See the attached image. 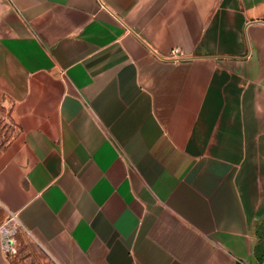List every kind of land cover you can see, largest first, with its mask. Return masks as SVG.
I'll return each instance as SVG.
<instances>
[{"label": "crops", "instance_id": "0c3cea01", "mask_svg": "<svg viewBox=\"0 0 264 264\" xmlns=\"http://www.w3.org/2000/svg\"><path fill=\"white\" fill-rule=\"evenodd\" d=\"M0 110V264H264V0H0Z\"/></svg>", "mask_w": 264, "mask_h": 264}, {"label": "built area", "instance_id": "2783aa9c", "mask_svg": "<svg viewBox=\"0 0 264 264\" xmlns=\"http://www.w3.org/2000/svg\"><path fill=\"white\" fill-rule=\"evenodd\" d=\"M173 60L180 58L178 51L174 50L171 53ZM20 232L14 215H8L7 218L0 224V245L2 252L7 256H14L17 253V236Z\"/></svg>", "mask_w": 264, "mask_h": 264}, {"label": "rangeland", "instance_id": "374dc122", "mask_svg": "<svg viewBox=\"0 0 264 264\" xmlns=\"http://www.w3.org/2000/svg\"><path fill=\"white\" fill-rule=\"evenodd\" d=\"M15 130L12 124L9 123L8 117L0 110V150L6 142L14 136Z\"/></svg>", "mask_w": 264, "mask_h": 264}]
</instances>
